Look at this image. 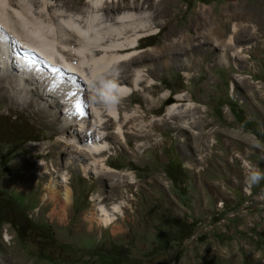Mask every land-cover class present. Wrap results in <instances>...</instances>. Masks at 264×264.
Here are the masks:
<instances>
[{
    "label": "rangeland",
    "instance_id": "1",
    "mask_svg": "<svg viewBox=\"0 0 264 264\" xmlns=\"http://www.w3.org/2000/svg\"><path fill=\"white\" fill-rule=\"evenodd\" d=\"M87 1L35 0V21L47 30L54 25L58 33L52 14H78ZM103 6L117 7L108 18L141 6L134 11L153 13L156 29L140 40L145 60L115 71L127 70L123 85L134 90L114 94L124 138L106 112L115 96L96 102V91L87 95L90 120L102 112L105 132L113 137L99 156L112 169L100 170L116 171L114 182L121 181L114 189L109 178L84 170L94 156H78L65 143L73 132L63 128L70 118L66 106H57V100H70L61 82L53 84L55 91L46 86L45 93L31 85L43 96L52 93L35 102L29 96L17 100L2 86L0 204L6 207L0 214L26 235L0 224V264H264V29L259 31L256 17L264 14V0H106ZM233 35L237 51L224 50L222 62ZM174 40L180 48L169 50V58L156 53ZM139 72L144 82L137 89ZM179 96L186 101L181 110H191L179 123H200L185 132L168 123ZM254 171L261 173L255 183ZM66 190L70 200L62 208L52 195ZM100 194L108 196L107 205L123 204L113 225L94 217L99 202L92 198Z\"/></svg>",
    "mask_w": 264,
    "mask_h": 264
},
{
    "label": "bare ground",
    "instance_id": "2",
    "mask_svg": "<svg viewBox=\"0 0 264 264\" xmlns=\"http://www.w3.org/2000/svg\"><path fill=\"white\" fill-rule=\"evenodd\" d=\"M34 1L35 0H0V69L5 71L0 75V88L2 89V86L6 87L15 95V97H12L17 100L29 96L30 99H32L30 101L35 102L36 99L34 97L43 98L46 95L43 96L46 86H49L51 90L53 89L55 91L56 87H53V84L61 82L70 100L63 96L65 99L63 101L57 100V106L62 102L66 106L63 112L70 118H64L66 122H64L63 128L64 130L72 129L73 132L70 138L65 137V143L72 146L75 149V154L78 156H94V159L90 162L88 161V164L82 165L83 169L87 170L89 168L96 173H100L99 179L107 180L109 178L115 189V185L117 182L121 181V179H115L116 182H114V178L119 176V174L111 170L112 168L104 162V159L99 157L111 148L105 140L109 136L112 137V134L105 132L104 125L106 121H104L105 115L103 116L101 114L102 112L99 113L96 111L95 113L97 114L94 116V118L96 117V121L90 120L91 105L89 108L87 95L90 91H96L97 93L95 92L94 99L97 102V100L102 101L107 96L113 98L115 96L114 94L130 95L133 93L134 90L132 87L129 88L123 85L127 82V78L124 77V74L127 73L125 71L127 70L123 71V68L120 69L121 71L119 72L115 71L123 67L121 64H125L126 67L127 65L137 64L139 61L145 60V58L141 56V53L144 51L140 50L139 43L144 37L156 33V31L151 32L156 30L154 27V14L152 13V15H150V12L146 13L145 11H134L135 9L139 10V7L140 10L142 8L141 6H134L132 7V9H134L133 11L130 10V12L128 11L122 14L119 12L117 16H110V18H108L109 13L117 10V7L113 6L107 8L103 6L106 0H88V7L81 10L78 14H67L57 9L52 14L53 17L59 20L55 27L58 29V33H55L54 25H47V27H49L47 30L45 29V25L35 21V11L32 7ZM101 6L103 8H101ZM101 11H105V15L103 14L105 17L104 20L100 19L99 12ZM106 15L108 17H106ZM64 16L66 17L60 18ZM250 16L241 15V17H245L248 22L251 21ZM256 17L259 22V31L263 32L264 14L259 13ZM80 21L86 23V25L82 27ZM244 27H251V25H244ZM234 29L237 34L240 33L237 23L234 25ZM254 34L257 35L258 33ZM53 35H57V37H53ZM256 35H254V37H256ZM251 38L252 37H250V39ZM136 41L138 44L135 45L134 43ZM235 42V37L233 35L230 37L231 47L222 49L221 57H219L222 62L227 61V51L224 50L230 49L231 51H237L236 47L238 44L234 46ZM182 43H185V41ZM179 45L180 44L175 42V40L171 41L170 44L165 46V49L156 51V53L161 57L168 56L169 58L168 51L171 50L170 53L176 52ZM94 51H96V53ZM138 56H140V58H137ZM13 59H16L19 64L23 65L22 67L25 72L30 73L36 69L40 74H36V78L31 74L18 77L16 70H14V72L7 66V63L13 61ZM126 60L127 63H125ZM168 60L170 61V59ZM187 65L191 66L192 64L188 61ZM112 71L114 73H112ZM115 74H118L119 77L113 79L112 76ZM142 76H144V74L139 72L138 77L133 79V83L137 89H140L142 82H144ZM33 84H38L43 87L42 90L44 93L37 91V85V87H31ZM118 85H120V90L117 92L115 89ZM103 86H105L104 90L101 89ZM59 87L61 86L59 85ZM72 92H74L75 95H71ZM48 94L51 95L52 93L50 92ZM113 99L114 100L111 102L106 112L109 111L107 115L111 116V119L114 118L119 122V130L117 133H119V135L121 134V137L124 138L125 131L120 126L121 116L116 110L118 98L115 96ZM30 101L28 100V102ZM183 102H186L185 98L179 96L178 100L171 107L173 113L170 115L168 123L177 124L179 131L185 132L183 130L184 128L188 129L189 124H191V126L193 124L194 126L200 123L194 120L193 122L187 123V125H181V123L185 121V118L191 116V110L187 112L181 110L185 105ZM78 103L79 107H77ZM172 119H177L178 123L177 121H171ZM179 121L181 123H179ZM75 125L76 128H73ZM101 167L111 169L102 171V169L100 170ZM62 172L63 178L61 175L60 177L62 181H64L67 175H65L66 172ZM52 183L53 186L51 189L54 188L56 190L59 182L54 180ZM102 195L103 194H100L92 198L94 201L98 200L99 202L98 210L95 215H93L99 221L107 225H113L118 219L117 214L122 211L123 204L119 202L113 205H107L105 203H107L106 198H108V196L103 197ZM52 199L59 201L62 208H64L70 200V192L66 190L59 194V191H54ZM92 218L90 219L91 223L93 222Z\"/></svg>",
    "mask_w": 264,
    "mask_h": 264
},
{
    "label": "trees",
    "instance_id": "3",
    "mask_svg": "<svg viewBox=\"0 0 264 264\" xmlns=\"http://www.w3.org/2000/svg\"><path fill=\"white\" fill-rule=\"evenodd\" d=\"M245 124H246V123H245ZM166 172L168 173V176H169L172 180H175V179H174V175L171 174L169 168H167ZM2 197H4V195L0 192V198H2ZM6 202L9 203V205H11V202H12V201L7 200ZM5 207H6V204H5V205H4V204H0V208H5ZM0 211H1V210H0ZM8 211L11 212L12 210L9 208ZM5 215H6V214H0V224L3 223V222H6V223L8 222V223H10V224L14 227L15 232L17 233V235H18L20 238L23 237V235H26L25 232H24V229H23V230L20 229V226H18V225L16 224V222H13L12 219L7 218V216H5ZM24 223H28V221H25ZM22 225H23V224H22ZM24 227H25V226H24ZM25 229L28 230L27 227H25Z\"/></svg>",
    "mask_w": 264,
    "mask_h": 264
},
{
    "label": "clouds",
    "instance_id": "4",
    "mask_svg": "<svg viewBox=\"0 0 264 264\" xmlns=\"http://www.w3.org/2000/svg\"><path fill=\"white\" fill-rule=\"evenodd\" d=\"M260 176H261V173L259 171H254L252 172L250 179L253 183H255L259 180Z\"/></svg>",
    "mask_w": 264,
    "mask_h": 264
},
{
    "label": "snow or ice",
    "instance_id": "5",
    "mask_svg": "<svg viewBox=\"0 0 264 264\" xmlns=\"http://www.w3.org/2000/svg\"><path fill=\"white\" fill-rule=\"evenodd\" d=\"M73 95H75V94H73ZM77 107H79V103L77 104Z\"/></svg>",
    "mask_w": 264,
    "mask_h": 264
}]
</instances>
